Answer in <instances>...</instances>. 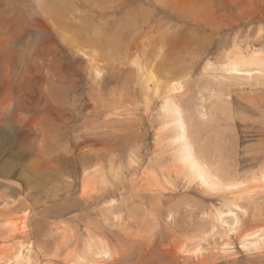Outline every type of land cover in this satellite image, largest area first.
I'll return each instance as SVG.
<instances>
[{"label": "rangeland", "instance_id": "rangeland-1", "mask_svg": "<svg viewBox=\"0 0 264 264\" xmlns=\"http://www.w3.org/2000/svg\"><path fill=\"white\" fill-rule=\"evenodd\" d=\"M253 51L264 0H0V248L28 211L17 239L45 250L39 264L54 241L97 235L116 253L92 264H264L238 237L264 233V190L231 185L264 170V77L224 71ZM177 83L217 190L168 174L161 110ZM86 173L103 180L83 192ZM234 200L241 227L225 237L217 216Z\"/></svg>", "mask_w": 264, "mask_h": 264}, {"label": "bare ground", "instance_id": "bare-ground-1", "mask_svg": "<svg viewBox=\"0 0 264 264\" xmlns=\"http://www.w3.org/2000/svg\"><path fill=\"white\" fill-rule=\"evenodd\" d=\"M224 71L226 73H229L230 75H242L249 78H251L252 76L264 77V56L258 54L255 51H253V53L248 57L241 54L236 55L234 56V59L228 63V66L224 68ZM97 73H99V71ZM181 89L182 85L178 83L169 86L168 92L170 95H168L164 99L163 107L161 110L164 117L167 119V125L171 124L170 127L173 131L171 133H174L172 134L173 137L171 138V140L176 150L172 160L173 165L170 169L172 171H169L168 174L170 176L173 171H175L176 174L183 173L186 175V177L196 180L202 187H204L208 191L217 190L222 187V185H224L223 179L220 176L219 172L215 171L211 167L210 163H208L207 160L199 152V146L197 147V141L194 137V124L185 113L183 107L179 102H177L175 98L177 95L176 92H180ZM161 138L159 140H161ZM154 174L145 176V179H142L141 183H143V181L146 183L145 191L148 190L152 192L154 186L157 185L158 177ZM91 180L102 181L103 178L100 175L93 178V175L91 173H86L81 179V191L86 192L92 189ZM231 185L234 186L235 189H241L246 193L253 192L255 189L264 190V170L260 172L259 175L250 178V180H248V184H246V182L244 181H239L238 183H234ZM81 195L83 194L81 193ZM237 203L238 200H234L230 205L227 206L226 211L220 212L217 216L220 227H222V229L226 231L225 237L229 236V232L238 231L241 227L238 213H240L243 208ZM106 205H108L105 209L106 212H108V214H114L113 219L119 220L120 218L117 216V213H114L112 211V209L114 208L113 205H111V203H106ZM28 213V211H24V217L13 218L5 221L6 223L4 225V230L6 232V237L3 246L0 248V264H39V262L31 257V253L36 254L37 252H41L44 256H46L44 254L45 250L42 248H40L39 250V247L34 240H32L31 243H29L28 241L20 243L18 242V235L25 232L26 236L28 235V231H23L26 227V222L28 221ZM110 219H112V217L107 218L106 221L108 222ZM97 236L87 237L82 240H78V238L70 240L69 238L71 237H69L68 239L70 241L65 239H61L57 242L54 241L55 248L52 250V257L50 260L47 259L46 261H44V264H55V262H60V264H92L93 262H96L95 258L108 259V257L116 253L114 251L115 248L111 243H109L108 239H104L100 235ZM238 237L243 248H260L264 246V233L248 232L239 234ZM229 245V243H223L222 251H227V246ZM183 248L184 246H182L181 244L179 249Z\"/></svg>", "mask_w": 264, "mask_h": 264}]
</instances>
